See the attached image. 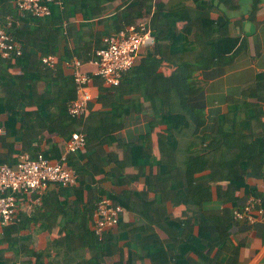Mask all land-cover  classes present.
I'll list each match as a JSON object with an SVG mask.
<instances>
[{
    "label": "trees",
    "instance_id": "1",
    "mask_svg": "<svg viewBox=\"0 0 264 264\" xmlns=\"http://www.w3.org/2000/svg\"><path fill=\"white\" fill-rule=\"evenodd\" d=\"M215 1L226 5L230 0H194L192 8L157 5L153 0H52L47 3L49 15L36 18L20 14L13 0H0V23L22 46L21 55L0 58V144L12 140L0 153V164H14L10 147L14 141L28 152L46 135L66 140L81 128L86 138L82 151L68 155L76 185H57V192L39 197L36 214L0 228V264L12 263L5 253L13 249L21 255L19 264H105V258L117 255L121 248L126 250L125 260L114 264H133L142 258L151 264H166L169 258L175 264L236 262L237 246L224 255L220 248L238 223L231 212L238 207L236 192L245 175L264 182V77L257 75L243 86L241 99L227 98L212 130L199 135L204 112L186 102L198 90L192 74L226 64L236 45L227 35V16L219 12L210 18L218 6ZM261 1L249 0V16L260 9ZM76 15L80 20H75ZM143 20L153 38L145 48L152 62L142 58L116 86H103L93 77L96 98L88 102L84 118H70L65 104L74 96V87L61 64L71 57L88 61L94 44L100 46L103 37ZM46 54L54 58L52 69L40 65L39 57ZM161 64L171 72L162 74ZM94 103L100 104L98 110H91ZM129 112L151 118L150 131L134 143H122L114 133ZM89 135L94 139L91 144ZM58 154L54 145L43 153L46 158ZM139 179L144 189L134 185ZM148 193L151 197L143 199ZM212 193L221 202L220 209L202 211L200 205L210 201ZM249 193L259 197L257 207L263 210V191ZM101 196L132 212L134 219L118 218L97 237L91 227L92 213ZM177 206L182 207L181 213L174 216L171 208ZM50 216L45 230L55 225L57 216L58 229L44 250H34L29 225L44 224ZM140 220L143 225L136 223ZM158 221L166 224L165 241L174 248L164 249L144 235ZM211 244L217 248L209 256L205 250Z\"/></svg>",
    "mask_w": 264,
    "mask_h": 264
},
{
    "label": "crops",
    "instance_id": "2",
    "mask_svg": "<svg viewBox=\"0 0 264 264\" xmlns=\"http://www.w3.org/2000/svg\"><path fill=\"white\" fill-rule=\"evenodd\" d=\"M206 1V0H204ZM157 5H185L188 8H192L195 5L194 0H153ZM213 5H218L216 11L210 13V18L215 19L219 12H223L228 18L227 24V35L230 38L236 40L235 49L232 51V57L226 64L211 65L207 68H201L193 72L192 77L195 79V86L198 88L194 95L187 97V104L193 108H199L204 112V123L199 129V135H206L212 130L214 118L220 114L224 108L227 98L233 100L241 99L240 90L243 86L250 84L257 75L264 77V0L261 1L260 9L251 17L248 14L249 0H230L226 5L217 4L216 1ZM75 20H80L79 15L75 16ZM144 22L147 20H143ZM142 22L137 21L135 23ZM98 44H94V48ZM146 47H144L145 49ZM145 50L143 53L138 55L139 60L144 58L148 63L152 62V58L145 56ZM62 71L65 75H70L69 69L65 65L61 64ZM91 65L84 64L83 69L90 74ZM158 70L165 74L171 72V69L164 65H159ZM98 81V79H96ZM93 88L96 86L93 84ZM97 93V88L95 89ZM247 105L252 104V102L245 101ZM254 104V103H253ZM100 104L94 103L91 110H98ZM2 119V117H0ZM151 119L146 116V114H139L134 112H129L127 116L123 118V124L120 130L114 133V137L120 140L122 143H134L140 134H144L150 131L148 126V120ZM264 124V121H263ZM47 135L45 138L39 139L38 142L32 144L33 151H28L30 154L37 151L45 152L49 150L52 145H54L60 152L61 146L65 139H62L56 135ZM8 142L0 144V153H5L7 151ZM94 142V139L88 140V144ZM14 153L12 154L13 162L15 156L19 152H26L25 149L21 148V143L19 141H14L11 145ZM13 164V163H12ZM264 169V165H263ZM51 184V183H50ZM137 188L144 189L142 186V180L139 179L137 183ZM49 186V184H48ZM108 190L110 187H107ZM119 191L120 188H113ZM252 190L255 193L260 194L264 189V182L260 177L252 175L250 173L246 174L243 179V186L239 188L236 192L237 199L236 203L238 206H243L250 198L258 199V196H253L249 192ZM58 187L51 184L49 190L46 193L57 192ZM151 193L143 196V199L151 197ZM164 196V195H163ZM162 196V197H163ZM62 195L58 194V199L61 200ZM71 200L72 197L70 196ZM165 202V201H164ZM40 202L39 198L35 195H23L16 201V215L18 219L25 215L36 214L39 210ZM221 207V202L217 200L212 193L210 201L203 202L200 205L202 211H217ZM259 208V207H257ZM182 207L177 206L171 208L174 216H178L181 213ZM189 211V209H185ZM119 218L126 222L134 219V214L123 208L122 213ZM57 219L55 225L50 229L45 230V224L52 220V217L46 218L45 223L38 225H29L28 232L32 236L34 250H44L47 242L53 237L56 230L58 229ZM234 233L229 235L228 238L223 242L220 250L223 255L231 247H238L237 258L234 264H264V209L261 213H253L252 220H247L243 218L237 221ZM139 225H143V221L136 222ZM167 226L163 221H158L146 230H144V235L148 236V240L151 242H159L160 246L164 249L174 248L172 242L166 243V232ZM30 247V246H29ZM216 246L211 244L206 248L205 253L212 256L216 251ZM9 255L11 264H19L21 255L11 254ZM126 257L125 248H121L117 255H113L109 258H105V264H114L117 261L124 262ZM192 259H195L193 254H190ZM33 258H31L32 260ZM133 264H151L147 258H142L140 260L134 261ZM175 264L172 258H169L168 263ZM176 264H191L189 261L177 262Z\"/></svg>",
    "mask_w": 264,
    "mask_h": 264
},
{
    "label": "built area",
    "instance_id": "3",
    "mask_svg": "<svg viewBox=\"0 0 264 264\" xmlns=\"http://www.w3.org/2000/svg\"><path fill=\"white\" fill-rule=\"evenodd\" d=\"M52 0H13V4L20 14L28 13L32 17L40 18L50 13L47 3ZM6 26L11 23L10 17H5ZM153 38L147 21L128 25L101 39V45L92 50V58L82 63L75 57L63 62L69 69L73 82V97L65 104V111L70 118L82 119L87 114V104L96 98L97 93L92 85V78L100 79L103 86H116L121 76L135 65L137 52L141 47L151 46ZM22 54V46L6 33L5 26L0 23V58ZM42 67L52 69L54 58L46 54L39 57ZM91 65L90 74L83 66ZM0 133L3 130L0 128ZM86 145L84 132L79 128L72 131L63 142L57 158H46L43 152L34 154L19 152L15 156L12 166L0 164V228L18 220L16 215V201L23 195H43L48 184L62 187L75 186L76 174L68 166V155L82 151ZM264 193V189L262 190ZM259 200L250 198L243 206L232 209L234 221L243 218L252 220L253 213H261L257 208ZM123 208L101 196L95 203L92 213V231L100 237L103 229L114 226Z\"/></svg>",
    "mask_w": 264,
    "mask_h": 264
},
{
    "label": "rangeland",
    "instance_id": "4",
    "mask_svg": "<svg viewBox=\"0 0 264 264\" xmlns=\"http://www.w3.org/2000/svg\"><path fill=\"white\" fill-rule=\"evenodd\" d=\"M144 50H145L144 47H141V48L138 50L137 54L139 55V54L143 53ZM137 57H138V56H136V58H135V63H137V61H138V58H137ZM88 139H89V140L93 139L92 135H89V136H88ZM50 187H51V184H49V186H47V190H49ZM47 190H46V191H47ZM11 253H12V254H15V255H18V254H19V253H18V250H16V249L11 250Z\"/></svg>",
    "mask_w": 264,
    "mask_h": 264
}]
</instances>
